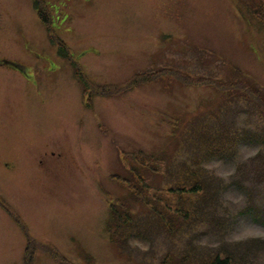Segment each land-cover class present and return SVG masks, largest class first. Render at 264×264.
Masks as SVG:
<instances>
[{"label": "rangeland", "instance_id": "rangeland-1", "mask_svg": "<svg viewBox=\"0 0 264 264\" xmlns=\"http://www.w3.org/2000/svg\"><path fill=\"white\" fill-rule=\"evenodd\" d=\"M39 1L86 92L32 0H0V202L27 229L0 207V264H57L31 239L68 264H264V110L233 88L264 99V0Z\"/></svg>", "mask_w": 264, "mask_h": 264}, {"label": "trees", "instance_id": "trees-1", "mask_svg": "<svg viewBox=\"0 0 264 264\" xmlns=\"http://www.w3.org/2000/svg\"><path fill=\"white\" fill-rule=\"evenodd\" d=\"M185 81L187 83L195 84V85L202 83V80H199V79H197V80L186 79ZM145 82H148V81H146L145 79L138 80V79H135V77H134L132 80L128 81L126 84L118 87V89H120V90L130 89V88H132V87H134L140 83H145ZM215 84H217V83H215ZM253 92H254V90H253ZM248 96H249V98H251L252 100H254L258 104L260 109L264 110V101L260 97H258V96L255 97V95H254V97L250 96V95H248ZM9 213L14 218V220L19 224L21 229L26 232L24 225L19 221V219L11 211H9ZM36 247L41 249L42 251L46 252L53 260L58 261V262H63L62 257L58 254V252L53 247L48 246V245H41V244H36ZM27 251H26L27 254L25 255V258H24L25 264H31V260H32L31 253H32V251H29V252H27ZM206 264H231V263L227 257H225V258L215 257L212 261H210L209 263H206Z\"/></svg>", "mask_w": 264, "mask_h": 264}, {"label": "flooded vegetation", "instance_id": "flooded-vegetation-1", "mask_svg": "<svg viewBox=\"0 0 264 264\" xmlns=\"http://www.w3.org/2000/svg\"><path fill=\"white\" fill-rule=\"evenodd\" d=\"M45 23L47 24V19H44Z\"/></svg>", "mask_w": 264, "mask_h": 264}]
</instances>
